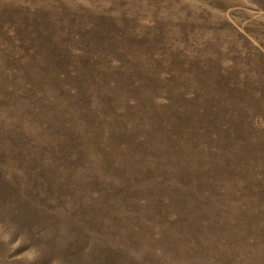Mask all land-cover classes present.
<instances>
[{"label":"rangeland","instance_id":"rangeland-1","mask_svg":"<svg viewBox=\"0 0 264 264\" xmlns=\"http://www.w3.org/2000/svg\"><path fill=\"white\" fill-rule=\"evenodd\" d=\"M0 264H264V0H0Z\"/></svg>","mask_w":264,"mask_h":264}]
</instances>
